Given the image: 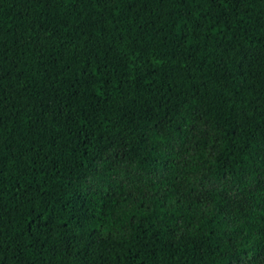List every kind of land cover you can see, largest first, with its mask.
Wrapping results in <instances>:
<instances>
[{"label": "trees", "instance_id": "16d2710c", "mask_svg": "<svg viewBox=\"0 0 264 264\" xmlns=\"http://www.w3.org/2000/svg\"><path fill=\"white\" fill-rule=\"evenodd\" d=\"M0 264H264V0H0Z\"/></svg>", "mask_w": 264, "mask_h": 264}]
</instances>
